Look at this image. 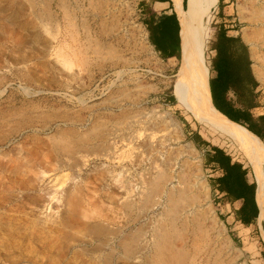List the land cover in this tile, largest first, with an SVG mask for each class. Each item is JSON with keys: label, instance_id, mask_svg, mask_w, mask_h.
<instances>
[{"label": "rangeland", "instance_id": "1", "mask_svg": "<svg viewBox=\"0 0 264 264\" xmlns=\"http://www.w3.org/2000/svg\"><path fill=\"white\" fill-rule=\"evenodd\" d=\"M150 2L0 0V264H264V218L248 227L227 218L192 134L254 182L250 167L230 139L169 101L180 58L149 43ZM216 5L205 63L221 18L253 32L254 113H264V4ZM63 130L92 140L74 155L78 168H61L52 149Z\"/></svg>", "mask_w": 264, "mask_h": 264}, {"label": "bare ground", "instance_id": "2", "mask_svg": "<svg viewBox=\"0 0 264 264\" xmlns=\"http://www.w3.org/2000/svg\"><path fill=\"white\" fill-rule=\"evenodd\" d=\"M217 3L218 0H186L181 27L179 66L173 76L172 92L179 108L184 109L196 121L204 124L213 132L230 139L242 154L255 178L257 185L256 203L259 212L261 211L260 215L264 218V144L246 128L244 129L218 113L212 105L209 94V72L205 65L204 56L209 35L210 14ZM262 3L264 4V0H262ZM260 13L264 17V12L263 14L262 12ZM257 17L259 18L260 14ZM252 34L254 33L252 32ZM252 34H248L246 30L243 32V38L249 44H254L255 42V34L254 36ZM251 57L252 60L257 61L258 56H256L254 50H251ZM62 64L65 67H71V62L66 59L62 60ZM71 132L63 130L64 134L55 141L52 148L60 158L59 164L61 168L67 167L69 164L78 168L81 162L74 155L84 149L85 143L92 141L79 137V135H72ZM161 174L155 177L157 181L148 182L147 199L159 191L160 183L163 181L158 180L164 177ZM129 192V189H126L125 196H128ZM126 206L130 207L131 205L126 203ZM94 230L96 232H104L101 227H96ZM134 250L133 246H126L124 249L127 257L133 256ZM183 256V253H175L174 258L179 263Z\"/></svg>", "mask_w": 264, "mask_h": 264}, {"label": "crops", "instance_id": "3", "mask_svg": "<svg viewBox=\"0 0 264 264\" xmlns=\"http://www.w3.org/2000/svg\"><path fill=\"white\" fill-rule=\"evenodd\" d=\"M184 13V0H168L164 2L151 1L149 3V12L142 15L143 18L150 19L153 26L159 25L155 38L158 41L159 48L163 50L166 56H168L166 60L176 61L178 54L180 55L181 27ZM223 19L224 18L220 19V23L223 24L225 34L218 36V41L214 36H212L211 39L212 47L211 50H209L210 68L208 69V85L209 80H211L212 90L216 93L221 107L226 113L233 116L235 120H238L239 123L245 124L247 122L244 117L245 114H249L253 121L258 122V118L263 116L264 113H254L256 110L260 109V106L258 104L259 101L257 96L258 82L253 71L249 43L245 41L243 35H241L237 29H234V25L225 23L231 21ZM235 38H239L240 41H235ZM157 53L159 54V52ZM209 94L211 98L210 87ZM218 113L225 116L219 111ZM225 117L233 123H237L233 121L234 119L227 116ZM241 124L239 125L242 126ZM242 127L245 129L244 126ZM201 139L202 141H206L202 136ZM196 145L203 148L205 161V155L207 152L212 153L211 146L213 145L204 146L200 142ZM232 162L235 161L232 159ZM206 166L211 168V171L214 172L210 175L213 177L212 181L220 177L223 173L216 164H206ZM253 180L256 185L254 176ZM215 191H217L219 197L224 201L221 206L222 212L227 215L230 210H233V213L227 217L228 219L231 217L232 222L242 227H248L256 221L257 218H255L248 226L241 224L236 220L235 216L236 210L241 206V201L230 202L224 192H220L216 189ZM257 214L259 215L258 220H260L261 211L259 212V208Z\"/></svg>", "mask_w": 264, "mask_h": 264}, {"label": "trees", "instance_id": "4", "mask_svg": "<svg viewBox=\"0 0 264 264\" xmlns=\"http://www.w3.org/2000/svg\"><path fill=\"white\" fill-rule=\"evenodd\" d=\"M151 1H168V0H151ZM186 4V0H184V7ZM222 4V0H218V5ZM143 14H147L149 12V6L145 5V9L143 10ZM221 12V11H220ZM219 12V14H220ZM142 23L146 28L148 33V41L151 46L154 48L156 52H159V56L166 60L168 56L163 52L162 49L159 48L158 41L155 38L156 31L159 29V25H152V21L147 18L142 19ZM225 29L222 23H216L213 26V36L218 41V36L224 35ZM215 41V42H217ZM235 41H240L239 38H235ZM212 43L209 42V50H211ZM180 58L178 54L177 59ZM177 61V60H176ZM179 61V60H178ZM177 61V62H178ZM207 66V65H206ZM208 68V67H207ZM209 87L211 92V102L216 110L221 112L227 117L232 119L233 116L229 115L225 112V110L221 107L219 103V99L216 93L212 90V81L209 80ZM169 101L174 104L175 99L173 96L169 97ZM247 120L245 124H241L238 120H233L237 122L236 124H241L244 126L249 132L258 137L261 141L264 140V115L258 118V122L253 121L252 117L249 114H245L244 116ZM241 126V127H242ZM192 138L196 144H203L204 146H209L210 143L208 141H202L201 136L198 132H194L192 134ZM211 152H207L205 155V164H216L221 170L222 175L212 181V187L220 192H224L227 195V198L230 202L241 201V206L235 212L236 220L241 224L248 226L254 221L255 218L258 220L259 215L258 208L255 202V190L256 185L254 182H249L247 179V169L243 167V165L238 162H232V158L224 152L223 149L217 146H211ZM262 258L264 260V252L262 254Z\"/></svg>", "mask_w": 264, "mask_h": 264}, {"label": "water", "instance_id": "5", "mask_svg": "<svg viewBox=\"0 0 264 264\" xmlns=\"http://www.w3.org/2000/svg\"><path fill=\"white\" fill-rule=\"evenodd\" d=\"M180 46H181V44H180Z\"/></svg>", "mask_w": 264, "mask_h": 264}]
</instances>
